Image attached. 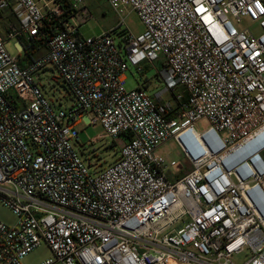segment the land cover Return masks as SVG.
Listing matches in <instances>:
<instances>
[{"label": "built area", "instance_id": "1", "mask_svg": "<svg viewBox=\"0 0 264 264\" xmlns=\"http://www.w3.org/2000/svg\"><path fill=\"white\" fill-rule=\"evenodd\" d=\"M9 1L6 38L47 42L20 66L0 36V203L16 216L0 221V264L42 243L41 264H264V0H105L143 29L122 18L94 37L79 32L85 0ZM156 63L162 90L148 93L146 78L125 88L127 70ZM49 67L68 110L39 84ZM81 123L121 140L111 164L86 163ZM170 139L191 168L174 180L176 161L157 154Z\"/></svg>", "mask_w": 264, "mask_h": 264}, {"label": "rangeland", "instance_id": "2", "mask_svg": "<svg viewBox=\"0 0 264 264\" xmlns=\"http://www.w3.org/2000/svg\"><path fill=\"white\" fill-rule=\"evenodd\" d=\"M10 2L9 0H7ZM87 17L85 22L79 25V32L83 37H94L105 33L115 26L119 25L120 19L123 18L122 27L127 28L133 34H139L143 27L142 24L134 12H127L123 14L121 18L114 13L105 0H85ZM236 29L243 30L249 29L255 35L259 34L260 29L256 23H251L247 18H242L239 23H236L231 17H229ZM5 47L9 54L13 57H17L18 53L14 47L13 40H7ZM22 57V55H20ZM162 66L160 63H156L153 66H145L144 75L138 73L133 67L127 70L125 76V88L127 90H134L138 87L139 81L141 82L145 78L150 81L146 91L150 94H154L156 91L164 88V80L157 72H161ZM39 84L43 87L45 96L54 103V106L64 110H68L72 105V97L67 88L63 85L59 76L52 72L51 67L43 72L40 77ZM177 91H182L177 88ZM170 93L164 95L165 100H171ZM207 127L206 121H201L197 124V128L202 130ZM78 131V138L80 144L83 146L77 148V150L83 154L87 164L94 165V167H106L111 164L115 159L121 145V140L112 141L109 138H100L103 134V130L99 125H86L81 123L76 127ZM95 142L91 140L96 139ZM157 154L167 161L175 160L176 165L167 169V175L170 180H174L176 177L182 175L191 170L187 161L183 157L178 145L173 139H170L160 145L157 149ZM0 221L7 226H12L16 222V216L12 211L3 206L0 203ZM51 257L49 248L42 243L39 247L28 253L21 261L22 264H41L45 260ZM244 260V253L236 254L233 256V261L241 263Z\"/></svg>", "mask_w": 264, "mask_h": 264}, {"label": "crops", "instance_id": "3", "mask_svg": "<svg viewBox=\"0 0 264 264\" xmlns=\"http://www.w3.org/2000/svg\"><path fill=\"white\" fill-rule=\"evenodd\" d=\"M13 23H15V19L13 15L11 14L10 10L8 8L1 9L0 10V36L5 40V43L7 40H10L6 38V32L8 30V27ZM27 39L29 38L20 37L18 38V40H13L14 47L18 53L17 57H18V63L20 66H25L26 64H28L35 58H38L46 53V49L43 46L36 54L30 55L31 57H29L26 51H24L23 46L20 42L21 40L26 41ZM20 55H22V57H20Z\"/></svg>", "mask_w": 264, "mask_h": 264}, {"label": "trees", "instance_id": "4", "mask_svg": "<svg viewBox=\"0 0 264 264\" xmlns=\"http://www.w3.org/2000/svg\"><path fill=\"white\" fill-rule=\"evenodd\" d=\"M64 4H67V0H63ZM52 27L50 26V24H46V27L44 29V31L46 33H51ZM24 51H26V53L29 55V57H31L30 55H34L36 54L43 46L46 49V42L47 39H34V38H29L26 41L21 40L20 41Z\"/></svg>", "mask_w": 264, "mask_h": 264}]
</instances>
